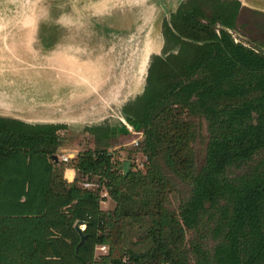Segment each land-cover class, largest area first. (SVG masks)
<instances>
[{"label": "trees", "instance_id": "1", "mask_svg": "<svg viewBox=\"0 0 264 264\" xmlns=\"http://www.w3.org/2000/svg\"><path fill=\"white\" fill-rule=\"evenodd\" d=\"M244 10L262 34L250 30L251 44L230 32ZM161 33L142 92L122 106L143 134L145 170L110 150L125 125L87 126L95 146L63 161L54 154L64 123L0 115V264H264V11L239 0H181ZM163 166L188 186L177 208ZM66 167L76 171L71 181ZM86 179L99 186H83ZM102 186L112 208L100 206ZM129 222L143 225L141 250L126 245ZM101 244L107 250L96 254Z\"/></svg>", "mask_w": 264, "mask_h": 264}, {"label": "water", "instance_id": "2", "mask_svg": "<svg viewBox=\"0 0 264 264\" xmlns=\"http://www.w3.org/2000/svg\"><path fill=\"white\" fill-rule=\"evenodd\" d=\"M96 1L102 4L94 6L95 15L108 16L113 27L121 26L125 30L124 35H128L134 31L130 26L133 17L149 14L160 16L154 2H171L172 12L181 0ZM239 1L245 6L250 4L248 7L264 11V0ZM115 9L119 11V24L111 16ZM126 20H130L129 24L125 23ZM36 30V25L0 24V115L29 123L74 126L118 117L124 122L123 125H127L122 106L143 90L142 76L146 73V79L150 56L159 53L163 37L161 44L152 46L146 43L142 54L135 53L132 42L126 40L125 47L118 46L119 42L109 45L104 56L96 53L90 57L71 58L69 48L51 50L53 53H48L49 50L45 48L38 55L28 44L33 37L20 35ZM83 224L82 220L74 224L80 235V243L85 238Z\"/></svg>", "mask_w": 264, "mask_h": 264}, {"label": "rangeland", "instance_id": "3", "mask_svg": "<svg viewBox=\"0 0 264 264\" xmlns=\"http://www.w3.org/2000/svg\"><path fill=\"white\" fill-rule=\"evenodd\" d=\"M242 3L244 2L242 1ZM99 4H102V2L96 0H2V4H0V10L2 11L0 24L7 26L36 25L37 30L34 32L35 34L20 33V35L33 37V39L29 40L28 44L37 51L38 55H41V50L45 48L49 50L48 53H53L51 50L56 51L57 49V51H61L69 48V57L71 58L77 56L90 57L96 53L98 56L101 54L104 56L109 50V45L119 42L118 46L125 47L126 40L132 42L131 44L135 53L142 54L144 52V50L142 51L143 46L146 43L152 46L161 44L162 35L159 25H161L160 23H162L164 18H169L171 14V2H154L155 7L159 9L160 16L149 14L150 16L133 17L130 26L134 31L128 35H124L125 30L121 26L118 27L116 25L117 27H113L111 19L108 16L95 15L93 12L94 6H99ZM246 6L251 5L248 4ZM118 12L115 9L111 15L117 24L120 23V17L117 18L120 16ZM129 21L126 20L125 23L129 24ZM141 27L143 28L141 29ZM250 30H255L252 19L245 10L241 11L236 18V27L230 29V32L235 41L251 44L248 42ZM16 31H18L17 28ZM24 31L26 32V30ZM18 33H14V35H19ZM253 35L261 38L262 34L258 29V31L253 32ZM162 45L158 51L159 53L161 52ZM10 47H12V44H10ZM145 74L142 76V87L145 84ZM103 122L111 126L124 124L118 117H113L109 120L107 118L101 120L99 123H91L90 125L89 123H85L83 126L65 124L66 128L60 130L62 140L56 152L58 158H61L62 154H69L72 157L79 150L94 147L96 144L95 135L90 130H87L86 127ZM125 126H130V124L127 123ZM130 127L132 130L128 128L127 133H119L115 138L111 139L110 150H112L114 158H118L119 160L130 159L134 162L136 168L145 170L146 156L140 150L143 134L140 131L134 130L132 126ZM207 133L206 123H204L202 136L195 142L194 147L198 163H201L204 159ZM253 163L254 160L250 161L247 165H243L241 168L233 167L232 172L233 174L241 173ZM163 170L172 177L174 190L170 193V200L172 207L177 208L181 199L187 195L188 186L174 177L164 166ZM100 206L105 209L112 208L114 201L110 196H107L105 201L100 202ZM142 230L143 225L134 222L127 223L126 245L136 250L143 249L144 245L135 243ZM195 235V230H188L186 237L195 238ZM186 242L188 245L189 242ZM214 242L215 240L209 235L204 238V243L208 247L212 246ZM95 252L96 254H100V250L98 249Z\"/></svg>", "mask_w": 264, "mask_h": 264}, {"label": "built area", "instance_id": "4", "mask_svg": "<svg viewBox=\"0 0 264 264\" xmlns=\"http://www.w3.org/2000/svg\"><path fill=\"white\" fill-rule=\"evenodd\" d=\"M129 127V129H131V127L130 126H128ZM132 130V129H131ZM139 132V131H138ZM141 132V131H140ZM71 157L69 156V154H62V156H61V158H59V159H61V160H63V161H68L69 159H70ZM146 161V160H145ZM133 162V161H132ZM134 163V162H133ZM135 165V164H134ZM134 168H136L135 166H134ZM139 169H141V168H139ZM83 186H85V187H92V188H96V187H98L99 186V183L98 182H95V181H91V180H84L83 181ZM107 196H109V194H108V191H107V189H106V187L105 186H102L101 187V190H100V197H101V200H100V202H103V201H105L106 200V198H107ZM84 227V224L82 225V228ZM100 250V252H102V253H104V252H106V250H107V245H105V244H101V245H99V246H97L96 247V250ZM165 264H169V262H165Z\"/></svg>", "mask_w": 264, "mask_h": 264}, {"label": "crops", "instance_id": "5", "mask_svg": "<svg viewBox=\"0 0 264 264\" xmlns=\"http://www.w3.org/2000/svg\"><path fill=\"white\" fill-rule=\"evenodd\" d=\"M75 175H76V171H75L74 168H72V167H66L65 168V170H64V177L67 180H69V181L73 180V178L75 177Z\"/></svg>", "mask_w": 264, "mask_h": 264}, {"label": "flooded vegetation", "instance_id": "6", "mask_svg": "<svg viewBox=\"0 0 264 264\" xmlns=\"http://www.w3.org/2000/svg\"><path fill=\"white\" fill-rule=\"evenodd\" d=\"M131 126V125H130Z\"/></svg>", "mask_w": 264, "mask_h": 264}]
</instances>
